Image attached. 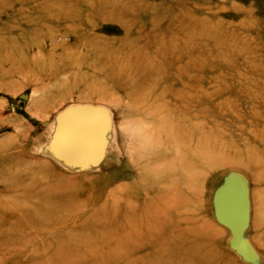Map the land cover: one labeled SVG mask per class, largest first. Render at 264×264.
<instances>
[{
	"label": "rangeland",
	"instance_id": "rangeland-1",
	"mask_svg": "<svg viewBox=\"0 0 264 264\" xmlns=\"http://www.w3.org/2000/svg\"><path fill=\"white\" fill-rule=\"evenodd\" d=\"M83 104L110 120L88 168L54 144ZM229 171L264 264V0H0V264H250L212 212Z\"/></svg>",
	"mask_w": 264,
	"mask_h": 264
},
{
	"label": "water",
	"instance_id": "water-1",
	"mask_svg": "<svg viewBox=\"0 0 264 264\" xmlns=\"http://www.w3.org/2000/svg\"><path fill=\"white\" fill-rule=\"evenodd\" d=\"M109 130L105 107L70 106L60 115L54 135L57 153L66 163L79 168L94 167L104 153ZM211 206L216 221L229 231L228 246L245 262L261 264L260 255L247 237L250 209L246 177L238 171L227 172L213 189Z\"/></svg>",
	"mask_w": 264,
	"mask_h": 264
},
{
	"label": "bare ground",
	"instance_id": "bare-ground-1",
	"mask_svg": "<svg viewBox=\"0 0 264 264\" xmlns=\"http://www.w3.org/2000/svg\"><path fill=\"white\" fill-rule=\"evenodd\" d=\"M121 73H124V72H117V73H114L112 75L110 74H107L108 78L111 80L112 82V86H114L115 88L119 89V90H123L124 92L128 93L126 91L127 87H126V80L123 78V75ZM129 73V72H128ZM130 91V90H128ZM129 94V93H128ZM186 94V93H185ZM195 94V93H194ZM175 96V95H174ZM144 108V107H143ZM197 111V110H196ZM155 112V111H154ZM197 113V112H196ZM201 115V114H200ZM169 116V114H168ZM187 117V116H186ZM176 119V117H175ZM55 146V145H54ZM68 151V153H71L69 150H66ZM203 155V154H202ZM63 161V160H62ZM70 161V160H69ZM72 161V160H71ZM150 161V160H148ZM147 162V160H146ZM71 164V163H70ZM73 166H76V164H74ZM144 165H140V167ZM161 191V190H160ZM170 192V191H169ZM164 193V192H163ZM162 193L161 192H157L155 193L154 196L152 197H149L147 198V200H144L143 203H145V206L148 207V208H152L154 206V201L156 198H162L163 196L161 195ZM161 195V196H160ZM182 196V195H181ZM173 198V197H172ZM185 198L182 196V197H178V200L175 198L174 200L170 201V204L168 203V201H165V204L163 205V209L161 211H157V212H154V213H150V215H147L146 216V223L148 224L147 225V230H150L152 225L155 227H153L154 229H151V230H156L157 229V226L162 224L164 221H166V219H168L170 217V214L173 216L176 214V211H175V207H176V204H179L180 202H184ZM173 212H172V211ZM143 211V210H142ZM143 215V214H142ZM183 217V216H182ZM172 219V218H171ZM152 224V225H151ZM188 228V227H187ZM179 229L181 230H185L186 228L185 227H182L181 225L179 224H169L168 226V231L170 230L171 232L173 231H178ZM189 229V228H188ZM197 232V231H195ZM125 233V232H124ZM102 234V233H100ZM97 239V238H96ZM182 243V242H181ZM181 243H180V246H181ZM145 243H143V241L138 244H136L135 247L137 248H141L142 246H144ZM184 246V243H182V246L181 248H183ZM128 249V248H127ZM67 252L68 253H76V252H79V246H74V245H70L67 247ZM117 255V254H116ZM182 258L184 257V255H181ZM68 257V256H67ZM76 260H74V262L72 260H68V258H65V260L63 262H59V264H78L75 262ZM81 264V263H80ZM88 264H91V263H88ZM93 264V262H92Z\"/></svg>",
	"mask_w": 264,
	"mask_h": 264
}]
</instances>
